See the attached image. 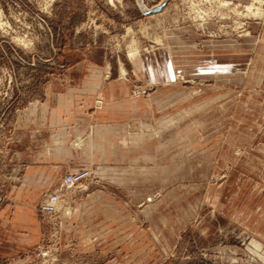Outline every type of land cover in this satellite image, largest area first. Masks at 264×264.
I'll return each mask as SVG.
<instances>
[{"label": "rangeland", "instance_id": "374dc122", "mask_svg": "<svg viewBox=\"0 0 264 264\" xmlns=\"http://www.w3.org/2000/svg\"><path fill=\"white\" fill-rule=\"evenodd\" d=\"M257 1L0 0V264H264Z\"/></svg>", "mask_w": 264, "mask_h": 264}, {"label": "built area", "instance_id": "2783aa9c", "mask_svg": "<svg viewBox=\"0 0 264 264\" xmlns=\"http://www.w3.org/2000/svg\"><path fill=\"white\" fill-rule=\"evenodd\" d=\"M88 173L86 171H73L72 173H69L64 178V184L67 186L73 185L78 183L84 176H86ZM58 201V196L56 194H52L48 196L47 202L44 204V207L47 209L53 208V204H55Z\"/></svg>", "mask_w": 264, "mask_h": 264}, {"label": "bare ground", "instance_id": "6f19581e", "mask_svg": "<svg viewBox=\"0 0 264 264\" xmlns=\"http://www.w3.org/2000/svg\"><path fill=\"white\" fill-rule=\"evenodd\" d=\"M208 1H209V0H208ZM255 1H257V0H255ZM201 2H202V1H201ZM225 2H227V1H225ZM225 2L223 1V3H225ZM257 2H258V1H257ZM227 3H229V2H227ZM227 3H226V4H227ZM246 7H247V6H246ZM250 7H252L251 4H250ZM250 7H249V10H250ZM247 8H248V7H247ZM252 8H254V7H252ZM252 8H251V9H252ZM233 9H234V8H233ZM256 9H258V8H256ZM198 10H199V9H198ZM203 10H205V9H203ZM206 10H208V9H206ZM246 10H247V9H246ZM249 10H248V11H249ZM195 11H196V10H195ZM251 11H252V10H251ZM256 11H257V10H256ZM261 11H262V10H261ZM201 12H202V11H201ZM205 12H206V11H205ZM259 12H260V11H259ZM259 12L257 11V13H259ZM249 13H250V12H249ZM262 13H263V12H261V14H262ZM254 14H255V12L253 13V15H254ZM255 15L257 16L258 14H255ZM251 16H252V15H251ZM262 16H263V14H262ZM157 41H158V39H157ZM131 46H132V45H131ZM131 46H129V48H131V49H130V52H129V51H128V52H129V55H130L131 59H134L135 56H137V54H138V51H137V50H138V49H137L138 47L135 45V43H134L133 47L136 46L137 48H133V49H132ZM129 55H128V56H129Z\"/></svg>", "mask_w": 264, "mask_h": 264}]
</instances>
